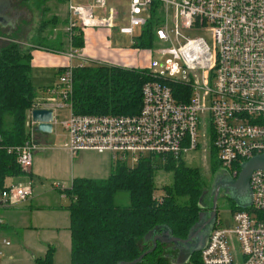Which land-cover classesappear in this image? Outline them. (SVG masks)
<instances>
[{
  "label": "built area",
  "instance_id": "1",
  "mask_svg": "<svg viewBox=\"0 0 264 264\" xmlns=\"http://www.w3.org/2000/svg\"><path fill=\"white\" fill-rule=\"evenodd\" d=\"M126 1L128 25L119 27L122 33L132 35L135 27L143 26L154 1L160 3L163 15L156 29L160 43L156 52L163 62L150 59L145 67L153 79L142 85L139 112L74 113L69 98L74 66L68 65L58 76V95L40 98L29 109L31 136L9 150H16L23 168L30 167L36 147L31 109L52 108L54 121L55 109L65 106L70 114L62 125L71 154L92 149L110 152L115 160L130 157L134 162L148 152L178 154L197 148L200 136L209 132L210 123L219 164L237 174L242 161L264 153V0ZM108 2L67 0L68 37H72L75 27L81 31L112 29L117 14ZM205 27L213 31L214 52L202 38L182 34L184 30ZM68 55L74 57L77 51L71 50ZM83 64L86 62L80 66ZM162 80H189V100L176 101L170 84ZM249 185V208L231 213L232 226L218 222L211 228L201 249L204 264H264V169L252 171ZM52 186L64 189L60 182ZM30 194V181L11 183L0 193V202L13 204Z\"/></svg>",
  "mask_w": 264,
  "mask_h": 264
},
{
  "label": "trees",
  "instance_id": "2",
  "mask_svg": "<svg viewBox=\"0 0 264 264\" xmlns=\"http://www.w3.org/2000/svg\"><path fill=\"white\" fill-rule=\"evenodd\" d=\"M49 1H17L20 5L23 3L28 11H39L31 40L34 45L47 47L44 44L46 33L67 24V14L60 17L48 4ZM54 2L55 6L66 5L67 0ZM162 18L161 5L154 1L145 24L133 36L131 47L149 50L160 45L156 29ZM29 21V18L25 19V22ZM67 36L66 32H60V39ZM70 43L74 48L83 47L84 36L79 27L72 29ZM31 49L12 40L0 44V193L11 184L9 177L23 176L27 172L17 161L16 150H9V147L23 143L31 136L28 111L43 87L32 80ZM64 69H57L56 74ZM72 73L69 98L72 111L79 114H136L142 105V85L153 79L151 71L145 67L98 62L74 66ZM162 81L170 84L176 101L189 100L192 90L189 80ZM209 133L210 155L218 164L210 123ZM183 153L148 152L133 163L115 161L106 177H73L70 185L62 189L69 198L70 264L130 261L152 245L155 232L161 235L169 232L185 238L203 209L199 198L208 185L200 168L187 164ZM157 167L170 172L171 181L157 186L154 181V169ZM216 171L213 169L212 173ZM158 188L161 191L156 193ZM121 190L128 194L126 204L114 201L116 192ZM229 205L231 213L248 207L237 205L233 199ZM218 222L220 220L216 216L213 224ZM170 244L173 243L157 240L152 251L130 264H175L172 252L167 249ZM54 249L49 245L42 256L35 258L36 262L53 264ZM181 264H204L201 249L193 250L188 260Z\"/></svg>",
  "mask_w": 264,
  "mask_h": 264
},
{
  "label": "crops",
  "instance_id": "3",
  "mask_svg": "<svg viewBox=\"0 0 264 264\" xmlns=\"http://www.w3.org/2000/svg\"><path fill=\"white\" fill-rule=\"evenodd\" d=\"M17 6L20 5L17 3ZM7 8L6 0H0V44L12 40L23 47H31V75L35 69L44 70L47 74L44 79L38 78L40 80L38 86L44 88L39 89L36 100L58 95L59 75L56 71L59 68L68 65L79 66L83 61L142 68L140 64L143 59H146L142 50L131 47L132 40L129 46L113 44L116 36L125 34L119 31V26L123 25H114L112 29L86 28L83 30L84 45L81 48L72 47L71 38L68 36L66 39H60V32L67 33L65 29L67 24L60 25L46 33L44 42L47 47L34 45L31 40L35 26L31 32L23 31L21 25L27 16L22 17L19 22L16 19L10 21L5 14ZM126 15L128 19V7ZM135 34L134 30L131 39ZM60 41L64 42L60 43ZM71 50H76L77 55L69 57L68 53ZM54 115L55 119L50 132L34 131L36 147L33 150L32 164L26 169V174L8 178L9 183L30 181L31 194L13 204L0 202V218L2 219L0 264H39L35 258L42 256L49 245L55 248L53 264H70L71 237L67 209L69 198L62 189L53 187L52 183L60 182L67 187L68 185L65 184L68 182L70 185L75 176L101 177L96 174H108L109 166L113 167V161L128 163L127 159L115 160L107 151L83 149L76 154H71L67 149V131L63 127L64 132H58L55 127L56 112ZM36 180L41 185L35 186V189L33 183ZM5 240L9 242L6 243ZM167 249L172 252V260L175 264L188 260V258L183 260L179 249L173 247V244L168 245Z\"/></svg>",
  "mask_w": 264,
  "mask_h": 264
},
{
  "label": "rangeland",
  "instance_id": "4",
  "mask_svg": "<svg viewBox=\"0 0 264 264\" xmlns=\"http://www.w3.org/2000/svg\"><path fill=\"white\" fill-rule=\"evenodd\" d=\"M85 1V0H84ZM6 3L8 5V8L6 10V15L8 17V20L10 21L12 19H16L18 21L22 17H29L30 21L29 22H23L21 25L22 30H27V32H31L34 30V26L36 24L35 18H37V13H33L31 11H28L25 6H23V3L18 7L17 6V1L16 0H6ZM48 4L53 8V11H55L60 17H63L66 12V5L65 4H60L55 6L54 0H50ZM108 4H112L114 9H116V12L118 14L117 18L115 19L114 25H128V19L126 15V9H127V1L126 0H109ZM125 11V12H124ZM25 19H28V18ZM34 17V18H33ZM37 21V20H36ZM121 27V26H119ZM140 28L135 27V32L139 31ZM134 34V33H133ZM132 34V35H133ZM182 34L188 37H200L202 38L210 50L212 52L215 51V41L213 37V31L209 27H205L202 29H197L195 31L193 30H184L182 31ZM24 35V34H23ZM131 34H124V35H118L113 39V44L116 46H122L126 45L129 46L131 43ZM46 44V42H44ZM160 48L159 45L156 47L146 50V49H140L142 50V54L145 56L146 59H143V62L141 65L142 68L146 67V65L149 64L150 59L152 61L161 63L163 62V57H161L156 51L157 49ZM47 76L46 72L44 70H37L35 69L32 71V79L34 84H39L41 79H44ZM182 76V75H181ZM189 77H191L189 75ZM206 77H208V72H206ZM40 80H39V79ZM56 117H57V122L55 124V127L58 129L59 133L64 132V128L62 126V121L67 119V117L70 114V110L68 107H63L62 109H56ZM209 132L207 131V135L205 136H200L199 144L197 148L186 151L183 153L184 160L187 164L190 165H195L200 168L201 174L203 175V179L205 184H209L212 181V170L216 169L217 171H222L225 170L226 168L221 166L219 163L217 164L216 162H213V158L210 155V150H209V138H208ZM127 161L129 163H132L134 160H132L130 157H126ZM114 165V161H113ZM112 168L108 169V174L111 171ZM108 174H96V176H101L104 177ZM236 175V174H235ZM172 176L171 173L168 171L163 170L161 167H157L154 169V181L157 186H159L162 183H165L167 181H171ZM38 185H41L39 181L36 180L35 183H33V187L35 188L38 187ZM65 185L69 186V183L67 182ZM36 189V188H35ZM161 191L159 188L156 190V193ZM229 197H226L224 195H221L217 199V217L220 220V224L225 227L232 226V216L231 212L229 209ZM247 199V198H245ZM114 201L117 204H126L128 203V194L127 192L121 190L116 192ZM210 231L205 234V237L209 238ZM208 240V239H207ZM207 243V241L205 242ZM204 243V244H205ZM188 248V247H187ZM191 249V246L189 247V250ZM237 249V248H236ZM184 250L182 251V253ZM237 255L236 258H239V251L236 250Z\"/></svg>",
  "mask_w": 264,
  "mask_h": 264
},
{
  "label": "water",
  "instance_id": "5",
  "mask_svg": "<svg viewBox=\"0 0 264 264\" xmlns=\"http://www.w3.org/2000/svg\"><path fill=\"white\" fill-rule=\"evenodd\" d=\"M53 109L44 107H34L31 109V118L35 122V130L50 132L53 126ZM264 169V153L254 154L248 159L240 163L239 171L236 175L231 174L227 169L216 171L223 173L218 177H214L213 182L205 188L199 198L200 205L203 208L199 214L198 220L191 226L188 235L185 238L174 236L171 233L161 235L155 232L152 236V245L141 252L136 258L130 261H120L117 264L136 263L143 256L152 251L157 240L163 242H172L173 247L180 251L183 260L189 258L191 252L195 249H202L208 237L205 234L208 232V227L215 220L217 214V199L224 195L233 199L235 203L241 207L249 206L251 203V188L249 178L254 169ZM210 191V193H209ZM210 195V199L206 202V196ZM247 198V199H245ZM205 243V244H204ZM191 249L189 250V247ZM188 247V248H187ZM184 252L182 253V251ZM183 262V261H182ZM181 263V262H180Z\"/></svg>",
  "mask_w": 264,
  "mask_h": 264
},
{
  "label": "flooded vegetation",
  "instance_id": "6",
  "mask_svg": "<svg viewBox=\"0 0 264 264\" xmlns=\"http://www.w3.org/2000/svg\"><path fill=\"white\" fill-rule=\"evenodd\" d=\"M230 172V171H229ZM231 173V172H230ZM221 174H223L222 172L221 173H214V174H212V181H211V183L213 182V180H214V177L216 176V177H218V176H220ZM210 183V184H211ZM209 185V184H208ZM209 193H210V191H209ZM207 198H206V202L210 199V195H205ZM229 201H230V199H229ZM217 207H218V205H217ZM216 216H217V214H216ZM216 218V217H215ZM213 223L212 224H210L209 225V227L207 228L208 229V232L211 230V228L213 227Z\"/></svg>",
  "mask_w": 264,
  "mask_h": 264
}]
</instances>
